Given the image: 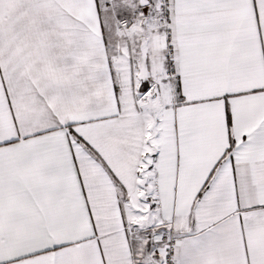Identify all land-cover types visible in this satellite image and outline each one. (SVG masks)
Segmentation results:
<instances>
[{
	"label": "snow or ice",
	"instance_id": "snow-or-ice-1",
	"mask_svg": "<svg viewBox=\"0 0 264 264\" xmlns=\"http://www.w3.org/2000/svg\"><path fill=\"white\" fill-rule=\"evenodd\" d=\"M0 264H264V0H0Z\"/></svg>",
	"mask_w": 264,
	"mask_h": 264
}]
</instances>
